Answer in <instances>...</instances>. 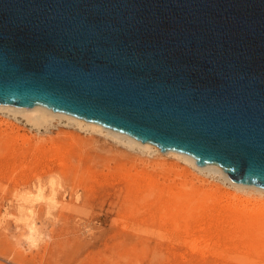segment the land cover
Masks as SVG:
<instances>
[{
  "label": "water",
  "instance_id": "1",
  "mask_svg": "<svg viewBox=\"0 0 264 264\" xmlns=\"http://www.w3.org/2000/svg\"><path fill=\"white\" fill-rule=\"evenodd\" d=\"M0 104L264 190V0H0Z\"/></svg>",
  "mask_w": 264,
  "mask_h": 264
},
{
  "label": "rangeland",
  "instance_id": "2",
  "mask_svg": "<svg viewBox=\"0 0 264 264\" xmlns=\"http://www.w3.org/2000/svg\"><path fill=\"white\" fill-rule=\"evenodd\" d=\"M52 124L47 131L36 132L22 118L0 112V264H259L258 260L264 264V255L246 252L238 241L213 238L215 234L209 236L213 242L192 237L188 238L189 243L184 233L171 231L169 225H165V230V226L151 224L148 212L137 210L140 205L126 214L130 217L129 230L121 227L120 216L124 212L119 216V211L126 185L124 175L128 171L132 174L136 170L145 171L160 183L165 178L176 184L186 180L188 188L202 191H234L221 176L200 173L170 156L158 157V151L130 147L126 141L112 139L106 132L78 129L65 119L54 120ZM11 130L9 137L6 133ZM50 169L53 173L46 182L61 184L66 191L61 188L59 202L50 210L45 200L34 201L36 232L31 236L25 218L18 216L11 188L26 176L44 171L48 174ZM72 189L80 194L78 200L69 196ZM86 198L89 200H83ZM199 234L203 235L198 232L196 237ZM175 235L179 238L174 239ZM215 241L219 242V248ZM239 249L242 256L237 253Z\"/></svg>",
  "mask_w": 264,
  "mask_h": 264
},
{
  "label": "bare ground",
  "instance_id": "3",
  "mask_svg": "<svg viewBox=\"0 0 264 264\" xmlns=\"http://www.w3.org/2000/svg\"><path fill=\"white\" fill-rule=\"evenodd\" d=\"M0 112L8 113L12 115L15 119L17 118V116L22 118L25 121V123L28 126H30L34 131L36 130V132L42 129H44V131H47L53 125L52 122L54 120L60 121L62 119H65V121L68 124L74 125L78 127V129H83L89 132L91 131L94 133H101V134L103 132H106V135L110 136L112 139L126 141V143L130 147L137 146L138 148L142 150H147L148 152L158 151L157 152L158 157H161L162 155L170 156L192 166L200 173H208L209 175L212 176L213 175L221 176V178L224 181H226L231 186V188H233L234 191L220 192L219 189L216 190L214 189L213 191H205V190L202 191L200 188H195V189L188 188L189 183L186 180L176 184L175 181L168 182L167 178H165L163 182L160 183L157 177H156L157 179H154L151 177L152 175L148 176L147 174H145L144 173L145 171L142 173L136 170V173L134 174L128 171L124 175L126 180L125 183L126 185L124 186V190H123L124 195L120 206L122 210L119 211V216L121 215V213L124 212V214L120 216L121 217L120 219L123 224L121 225V227L124 226L125 228L124 231L129 230L128 226L130 223L128 220L130 217L128 218V215L126 216V214H131L134 211V209L136 210V208L140 205L142 207L137 208V210L145 209L146 212H148L149 216L151 217L152 220L151 224L153 223L158 224L161 228L164 227L165 225L166 226L169 225L173 229V230L170 229L168 226V228L171 231L184 233L185 238L184 236L182 237L186 239V241L188 240L189 243L191 241L188 238L191 239L193 237L194 240L196 241L197 239H202L206 241V239L210 240V238H212V236L215 234L213 238L224 237L226 238L225 240L228 239L231 241H236V242L238 241L241 247L243 246V249L246 250V252L254 251V253L257 255L258 254H260V256L264 255V190L254 187L243 186L232 182L228 177H226L223 171L215 165L198 167L195 164L194 159L189 155L175 151L161 152L154 145L148 143H142L134 139L133 137L105 128L99 124H95L83 119H79L77 117L65 113L53 112L51 109H48L41 105H36L30 110H25L20 107L0 104ZM10 134H12V130L11 133L10 132L6 133V135L9 137ZM61 164H64V162H62ZM159 169L160 168H158V170ZM52 173L53 171H51L50 169L48 174L45 173L44 171L42 174H34V176L32 177H30L31 175L26 176L24 180H22L19 184L16 183V185H14L11 188V191L13 192V196L16 199L15 201L17 202L16 208L18 210L17 212L18 216H20V219L25 218L26 220L25 223L27 224L26 226H28L29 228V233L31 234V236L34 235L36 232L34 226L36 224V221L34 219L35 209L33 208L35 206L34 201L37 199L45 200L47 209L50 210L51 208H53L55 205L58 204L59 202L57 201L58 193L61 191V188L64 189V187L61 184H56L52 182V180L46 182L47 177H50ZM153 174L155 175V173ZM176 175L179 176L180 172ZM47 183H49V185H47ZM46 188L48 194L44 195ZM4 190H8V189L6 188ZM64 191L66 190L64 189ZM69 196L70 197L74 196L75 199L78 200L80 194L75 189H72L69 191ZM83 200L88 201L89 199L86 198ZM75 203L76 202H74V204ZM86 203L87 202H85L84 204ZM86 205L84 206L86 207ZM21 221H23V219ZM166 226L163 229H165ZM159 232L162 233L163 231L159 230ZM198 232L199 233L201 232V234L203 233V235L200 236L199 234V236L196 237V234ZM167 233L169 232L167 231ZM168 235H170V233ZM168 235H165V237ZM161 237L162 235L160 234L159 239ZM175 237L173 238L177 239L178 235L176 238ZM183 238H182V244H183ZM179 240L181 241V239ZM170 242H172V239ZM176 243H178V241H176L175 244ZM179 243L180 245H182L181 242ZM221 245L222 244H220V247ZM225 246L226 244L224 245V248H226ZM232 246L233 247L235 246L234 248L237 247V245H233V244ZM122 250L126 251L127 249L122 248ZM240 250L241 249H239L237 253L241 252ZM246 255L244 254V256ZM240 256H242V253ZM253 261L255 263L254 257L252 262ZM259 261L260 260H258L259 264H263L262 261L261 262Z\"/></svg>",
  "mask_w": 264,
  "mask_h": 264
}]
</instances>
